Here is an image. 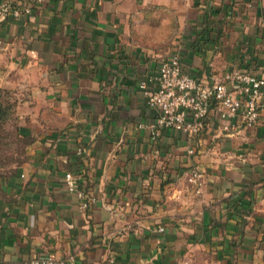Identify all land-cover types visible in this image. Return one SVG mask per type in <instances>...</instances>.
Segmentation results:
<instances>
[{
  "label": "crops",
  "instance_id": "1",
  "mask_svg": "<svg viewBox=\"0 0 264 264\" xmlns=\"http://www.w3.org/2000/svg\"><path fill=\"white\" fill-rule=\"evenodd\" d=\"M8 1L31 12L1 26L0 87L34 142L0 177V264L47 253L78 264H264V110L253 128L212 110L196 138L166 130L154 144L156 112L140 88L173 52L209 84L258 73L264 0ZM153 6L177 15L170 52L147 45L160 34ZM67 172L93 200L84 212Z\"/></svg>",
  "mask_w": 264,
  "mask_h": 264
},
{
  "label": "built area",
  "instance_id": "2",
  "mask_svg": "<svg viewBox=\"0 0 264 264\" xmlns=\"http://www.w3.org/2000/svg\"><path fill=\"white\" fill-rule=\"evenodd\" d=\"M30 13L28 7L16 8L8 0H0V29L10 18L17 20L22 13ZM151 85V87L149 86ZM146 105L156 112L155 121L147 125L151 140L155 143L162 132L174 130L196 138L202 133L205 119L213 104L220 121L239 119L246 128H253L264 110V66L258 73L233 70L222 80L212 84L203 82L183 69L179 53L164 57L155 76L140 82ZM190 155L194 149L188 150ZM190 181L199 185L202 174L199 169L191 171ZM63 182L68 192L81 200L80 210L86 211L93 202L79 189L81 176L67 172ZM114 259L99 264H113ZM23 264H77L74 256L66 259L48 255H36Z\"/></svg>",
  "mask_w": 264,
  "mask_h": 264
},
{
  "label": "trees",
  "instance_id": "3",
  "mask_svg": "<svg viewBox=\"0 0 264 264\" xmlns=\"http://www.w3.org/2000/svg\"><path fill=\"white\" fill-rule=\"evenodd\" d=\"M146 12L152 14L157 12L159 21L158 25L159 27L161 26L159 29L160 34L149 38L147 45L154 48H156L157 45L159 48L164 49V52L170 51L172 48V40L178 31V21L176 13L170 9H166L160 6L150 7L146 10ZM154 41L155 43L153 44ZM166 56H168V54L162 55L159 58V62ZM195 78L198 79V77ZM17 105L18 101L16 100L13 92L0 87V177L6 176L12 166L21 165L23 162H25L26 150L34 142V138L32 136L23 133L19 117L17 116ZM212 110L216 112L215 104H213L211 111ZM209 116L210 114L205 119L202 133L206 128ZM165 131H163L162 134ZM159 139L154 144H157ZM195 168H197V166L193 165L190 172ZM83 177H86V175L84 174ZM79 189L85 192L81 183L79 184ZM45 255L57 258L52 253H47ZM69 256L73 255H68L60 258L66 259Z\"/></svg>",
  "mask_w": 264,
  "mask_h": 264
},
{
  "label": "rangeland",
  "instance_id": "4",
  "mask_svg": "<svg viewBox=\"0 0 264 264\" xmlns=\"http://www.w3.org/2000/svg\"><path fill=\"white\" fill-rule=\"evenodd\" d=\"M170 51H171V50H170ZM170 51H169V52H170ZM173 53H178V52H173ZM167 54H168V56H169V55H172L171 53H170V54H169V53H167Z\"/></svg>",
  "mask_w": 264,
  "mask_h": 264
}]
</instances>
